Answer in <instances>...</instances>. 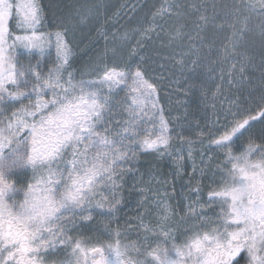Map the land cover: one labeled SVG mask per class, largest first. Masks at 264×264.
Wrapping results in <instances>:
<instances>
[{
	"label": "snow or ice",
	"instance_id": "obj_1",
	"mask_svg": "<svg viewBox=\"0 0 264 264\" xmlns=\"http://www.w3.org/2000/svg\"><path fill=\"white\" fill-rule=\"evenodd\" d=\"M101 7L81 5L80 22ZM204 7L165 0L131 33L117 27V12L114 31L96 29L102 49L77 66L71 28L45 31L40 0H0V264H264V88L258 97L224 93L244 79L248 57L229 60L254 17L264 38V0L222 5L230 20L219 23ZM209 24L231 35L203 72L199 49L184 41L203 43ZM154 39L202 97L205 79L216 84L210 115L189 124L195 138L158 106L138 51ZM149 155L171 160L180 199L159 169L141 172ZM125 194L139 199L121 226ZM93 231L101 235L85 238Z\"/></svg>",
	"mask_w": 264,
	"mask_h": 264
},
{
	"label": "trees",
	"instance_id": "obj_2",
	"mask_svg": "<svg viewBox=\"0 0 264 264\" xmlns=\"http://www.w3.org/2000/svg\"><path fill=\"white\" fill-rule=\"evenodd\" d=\"M47 16L48 29L52 31L63 30L66 25L71 28L69 38L74 51V60L77 66L86 64L90 58L102 49L104 41L101 40L96 33V29L101 23H104L109 31H114L112 27L114 14L120 13V20L117 27L121 31L127 29L130 33L132 29L145 26L152 19L154 13L165 0H40ZM171 2V0H169ZM179 4H188L191 0H177ZM197 3L205 5L202 12L211 17L215 12L219 19L217 23L230 17H225L222 5L229 4L232 0H196ZM99 4L101 5L100 14L90 16L84 23L80 22L77 10L83 14L84 10L81 5ZM216 8H213V5ZM69 18L71 23H69ZM194 18V17H193ZM184 22V21H180ZM175 17L165 25V30L176 26ZM188 27L185 31H192L193 26L191 20L187 21ZM259 18L254 17L249 22V31L243 38L241 45L236 49V55L230 58L229 63H239L244 56L248 57L244 79L233 86H224L225 95H232L234 98L240 97L242 94L247 95L249 92L260 95V91L264 88V38L261 37L259 28ZM159 30V29H158ZM195 35V31H193ZM231 35V30L225 26L223 31H219L213 24H209L204 32L200 33L203 43L200 39L194 41L185 40V45L195 44L199 49L200 67L198 71L207 72L208 67L220 58L223 45L227 43V37ZM136 37L133 35L132 44H135ZM139 54L144 56L148 61L149 76L157 84V93L159 103L163 107L166 118L171 120L170 126L176 132L183 131L186 136L195 138L196 133L189 129V124H195L197 120L203 124L205 121L201 118L205 112L211 113L212 95L215 91L216 84L205 79L204 83L210 90L207 97H202L199 92V83L197 81L188 80L185 77L190 75L185 72L181 75L179 66L175 59L172 58V50L162 46L160 41L152 40L144 44L139 50ZM193 59L196 57L193 56ZM191 66V65H189ZM226 67V66H225ZM239 79V77H237ZM219 81L217 80L216 83ZM197 83V87L189 91L190 84ZM220 101L217 102L219 107ZM227 107V102H224ZM177 117L180 122H177ZM141 171L149 168L160 173L171 174V160H159L153 156H142ZM195 183V182H194ZM205 184L207 181L204 182ZM206 191V189H205ZM129 197L125 195V202ZM98 233V232H97ZM101 235V233H100ZM96 238V237H95ZM95 238L92 240L94 241Z\"/></svg>",
	"mask_w": 264,
	"mask_h": 264
},
{
	"label": "rangeland",
	"instance_id": "obj_3",
	"mask_svg": "<svg viewBox=\"0 0 264 264\" xmlns=\"http://www.w3.org/2000/svg\"><path fill=\"white\" fill-rule=\"evenodd\" d=\"M41 2V1H40ZM43 7V6H42ZM44 15V24H45V31H51V32H55V31H52L50 29H48V27L46 26L47 24V16L45 15V11L43 13ZM123 95V93L121 94ZM157 98H158V106L160 108L163 109V107L160 105L159 103V96H158V93H157ZM171 127V126H170ZM256 128L258 129L259 128V124H256ZM197 162H199L197 160ZM144 166V165H143ZM156 170V169H155ZM155 170H152L153 173L155 174ZM188 172L191 171V166H190V162L188 164V168H187ZM143 172V171H141ZM170 172L171 174L169 176L166 175V173L162 174L165 178L168 179L169 181V184H170V187H169V192L171 193V185L174 183V186H175V196H176V199H180V194H181V186L182 184H184V181L182 180H176L174 179V175H175V169L172 165V162H171V166H170ZM137 181L139 180V176L136 177ZM145 179H147V177H145ZM187 179V176H185V180ZM133 181L129 180V184H131ZM207 184V183H206ZM184 191H186V189H184ZM128 198V200L126 201V203L124 204L123 208H122V211L120 213H118L119 217H120V224L121 226H123L124 224V220H126L129 216H132L134 211H135V201L136 199H139V197H136L135 195L133 196H128L127 194H125ZM175 200L172 201L173 204H175ZM115 227V225H113ZM91 233H97V231H93V232H90V233H85V238H88V237H91L93 238V236L91 235ZM94 239V238H93ZM137 240V237L134 233L132 234H129V236L127 237V240L126 242H133V241H136Z\"/></svg>",
	"mask_w": 264,
	"mask_h": 264
},
{
	"label": "flooded vegetation",
	"instance_id": "obj_4",
	"mask_svg": "<svg viewBox=\"0 0 264 264\" xmlns=\"http://www.w3.org/2000/svg\"><path fill=\"white\" fill-rule=\"evenodd\" d=\"M91 235L93 236V238H95V237H97V236L100 235V232H98V233H91Z\"/></svg>",
	"mask_w": 264,
	"mask_h": 264
}]
</instances>
